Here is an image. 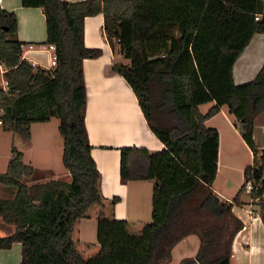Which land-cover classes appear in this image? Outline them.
<instances>
[{"label": "trees", "instance_id": "1", "mask_svg": "<svg viewBox=\"0 0 264 264\" xmlns=\"http://www.w3.org/2000/svg\"><path fill=\"white\" fill-rule=\"evenodd\" d=\"M42 9L47 45L57 67L46 70L22 57L18 19L0 6V61L8 68L9 96L0 94L1 128L31 141V127L60 120L62 163L70 182L28 186L34 169L16 148L0 185L15 189L0 199V217L15 231L0 237V250L23 247L21 264H167L174 247L197 235L195 257L180 264H232V246L244 224L233 213L246 183L259 199L264 224V147L254 139V120L264 112V65L256 78L236 85L233 69L257 34H264L262 0H23ZM103 14L110 45L130 63L115 64L136 95L151 132L164 149H121L123 182L153 181L151 221L117 220L119 197L102 192L86 128L87 89L83 62L101 49L85 45V20ZM256 15H262L256 21ZM215 102L207 113L200 106ZM235 117L253 163L233 202L213 189L220 137L206 122L222 107ZM83 220L97 221V241L83 242Z\"/></svg>", "mask_w": 264, "mask_h": 264}, {"label": "crops", "instance_id": "2", "mask_svg": "<svg viewBox=\"0 0 264 264\" xmlns=\"http://www.w3.org/2000/svg\"><path fill=\"white\" fill-rule=\"evenodd\" d=\"M70 3L88 0H66ZM264 3V0H262ZM23 0H1L2 9L14 13L18 19L17 40L23 45L38 46L35 51L27 52L24 58L31 64L49 69L54 57L52 51H44L40 46L47 45L46 18L39 8H24ZM105 17L100 14L85 20V45L101 49L103 55L98 59H86L83 72L87 89L86 128L92 146V157L102 175V192L107 198L119 197L115 209L117 220L151 221L153 181L125 183L121 179V149L140 148L151 152L164 149L161 141L151 132L139 106V101L124 78L110 69L115 64L128 65L121 51L112 47L104 30ZM264 65V34H257L235 63L233 76L236 85L252 82ZM215 102L200 106L207 114ZM37 123L31 127V141L21 151L25 164L34 169L31 177L24 178L26 185L46 183L52 180L71 181L67 171L54 174L49 169L37 167L28 161L26 149L38 145L40 150L48 151L51 137L46 135L44 126ZM40 126V127H38ZM209 128L217 129L220 137L219 167L213 183L214 191L225 201L233 202L245 182V168L253 163V152L244 141L240 130L235 126V117L224 106L206 122ZM59 128V127H58ZM254 139L258 146L264 147V112L254 120ZM51 177V178H50ZM42 178V179H41ZM65 179V180H64ZM6 187V186H5ZM6 196L11 199L15 189L6 187ZM233 213L242 221L244 228L236 235L232 246V264H264V224L259 215V206L251 195H240L239 205ZM81 224L83 242L95 243L93 232H84ZM14 226L5 225L0 217V237L11 235ZM200 248L197 235L181 240L172 251V259L167 264H180L186 258L195 257ZM23 247L13 244L11 249L0 250V264H21Z\"/></svg>", "mask_w": 264, "mask_h": 264}, {"label": "rangeland", "instance_id": "3", "mask_svg": "<svg viewBox=\"0 0 264 264\" xmlns=\"http://www.w3.org/2000/svg\"><path fill=\"white\" fill-rule=\"evenodd\" d=\"M115 47L120 51V46L115 43ZM60 120L54 118L46 126V135L51 137V142L48 146V151L40 150L38 145L26 149V157L28 161L33 163L41 169H49L54 174L63 173L67 171L62 163L63 156V138L59 132ZM40 127V126H38ZM26 143L18 136L11 132H6L0 127V174L5 173L13 157V149L22 151ZM51 178V177H50ZM42 179V178H41ZM65 180V179H64ZM7 188L0 185V199L5 198ZM84 232H93L95 238L97 237V221L85 220Z\"/></svg>", "mask_w": 264, "mask_h": 264}, {"label": "built area", "instance_id": "4", "mask_svg": "<svg viewBox=\"0 0 264 264\" xmlns=\"http://www.w3.org/2000/svg\"><path fill=\"white\" fill-rule=\"evenodd\" d=\"M1 2V0H0ZM262 18V15H256V21H260ZM39 48L43 49L44 51H52L54 54V57L51 59L50 61V67L48 70H55L57 67V58H56V54H55V47L51 46V45H43L40 46ZM36 49H38L37 45L34 44H28V45H24L22 46V57L24 58V56L26 55L27 52L30 51H35ZM25 59V58H24ZM47 70V69H46ZM9 72V68L0 61V94L9 96L11 94V84L10 81L7 77V74ZM3 113V110H0V114ZM2 122H0V126H1ZM254 185H253V181L250 180L246 183V192L251 194L253 192L254 189ZM253 201L255 203L258 204L259 199H253Z\"/></svg>", "mask_w": 264, "mask_h": 264}]
</instances>
